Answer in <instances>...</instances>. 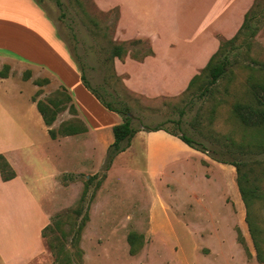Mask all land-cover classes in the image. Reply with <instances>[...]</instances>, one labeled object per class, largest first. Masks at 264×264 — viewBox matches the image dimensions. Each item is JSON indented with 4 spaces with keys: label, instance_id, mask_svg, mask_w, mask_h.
<instances>
[{
    "label": "rangeland",
    "instance_id": "rangeland-1",
    "mask_svg": "<svg viewBox=\"0 0 264 264\" xmlns=\"http://www.w3.org/2000/svg\"><path fill=\"white\" fill-rule=\"evenodd\" d=\"M40 1L87 81L115 107L130 106L135 127L164 126L185 132L208 152L165 130L142 129L129 147L113 157V127L104 125L123 115L105 108L80 82L73 87L74 103L91 132L58 136H74L80 143L75 147L79 154L60 161L61 186L49 177L54 170V164L46 160L51 150L43 159L34 160L36 173L27 175V180L50 215L43 238L51 254L22 264H56L57 256L71 264H264L257 257L236 167L209 155L245 160L254 168L253 175L264 179V152L257 148L264 143L263 126H245L236 113V105L240 111L264 105V0L252 21L259 29L257 34H246L225 46L230 55L228 74L207 95L203 91L209 80L205 66L211 57L191 72L186 84L180 68L187 66L178 63V52L169 56L176 64L167 69V81L152 82L144 70L133 69L131 83L125 81L127 73L118 74V61L143 57L151 47L150 42H132L137 37L121 39L126 33L119 31V0ZM168 22L177 32L173 19ZM141 26L128 24L127 34H137ZM234 36L217 35L219 47L222 40ZM124 41L127 54L122 59L112 57L115 44ZM164 46L157 43L162 56ZM1 71L11 85L30 93L33 100L63 98V85L45 69L18 63L14 68L4 64ZM28 71L31 77L27 79ZM38 79L48 82L38 85ZM70 105L59 111L52 128L78 121L84 124L80 112H73ZM243 139H255L252 151H234ZM38 177L40 182H36ZM256 216L264 219V204Z\"/></svg>",
    "mask_w": 264,
    "mask_h": 264
},
{
    "label": "crops",
    "instance_id": "crops-1",
    "mask_svg": "<svg viewBox=\"0 0 264 264\" xmlns=\"http://www.w3.org/2000/svg\"><path fill=\"white\" fill-rule=\"evenodd\" d=\"M254 1L119 0V31L126 33L121 39H147L154 54L141 61L130 57L125 62L118 61V74L127 73L125 81L131 83L135 80L133 69L144 70L152 82L161 78V82L167 81V69L176 64L169 56L178 52L181 59H175L187 66L184 70L180 68L185 72L181 78L186 84L191 72L204 66L217 51V35L231 37L238 32ZM44 7L40 0H0V67L10 64L14 68L20 63L45 69L69 90L75 102L73 87L82 82V70ZM169 19H173L177 32L167 26ZM134 22L141 23V31L129 35L128 24ZM158 42L165 43L164 56L160 54ZM182 56L191 58L184 61ZM173 80L181 81L180 78ZM76 107L90 134L87 119ZM117 116L104 126L120 124L123 117ZM78 139L74 136L52 138L31 94L11 85L10 78L0 76V154L6 156L16 171V177L8 181L0 173V264H22L50 256L42 235L50 223V215L33 192L27 175H35L34 160L43 159L47 150H51L46 160L54 164L51 168L55 171L51 170L49 177L56 186H61L60 161L66 155L79 154L75 148L80 144ZM39 178L36 182H40Z\"/></svg>",
    "mask_w": 264,
    "mask_h": 264
},
{
    "label": "trees",
    "instance_id": "trees-1",
    "mask_svg": "<svg viewBox=\"0 0 264 264\" xmlns=\"http://www.w3.org/2000/svg\"><path fill=\"white\" fill-rule=\"evenodd\" d=\"M260 1L262 0H256L252 7L247 11L245 14L244 21L239 28L238 32L235 34V36L231 39H226L221 41V45L210 58L207 65L205 66V70L208 72L209 80L208 84L204 87V95H207L211 92L212 87L218 83V81L225 77V75L228 74L229 66H230V59L229 54L226 49V45L232 44L233 42L236 43V41L243 37L246 34H249L250 37H254L258 32V27H255L254 24H252L254 18L257 14V9L259 7ZM58 4L61 5V2L58 1ZM132 42H147L149 44V40H145L142 38H138L135 40H132ZM127 42H121L118 44H115V46L112 49V57H119L124 58V56L127 54V48H126ZM237 46L235 47V49ZM154 51L152 47L149 48V50L142 56L134 55L135 59L141 61L146 56L153 55ZM8 68V66L6 67ZM82 70V68H81ZM0 72L1 77H5L6 75ZM198 75H195L189 85V89L193 83L194 80L197 78ZM31 72H27L25 74V78H30ZM82 81L84 85L99 99V101L109 110L118 112L123 115L124 121L120 124L113 126V133L115 136V141L111 145L110 153L113 157H115L118 153L125 150L127 147L131 145V141L134 138L135 134L140 130H146V131H158V130H165L170 134H173L175 136H178L181 138L184 142L189 144L190 146L194 147L195 149L208 152L207 148L202 145V143L198 142L193 137L189 136L185 132L181 131H175L170 130L164 126H156V127H148L146 125H143L140 127H135L133 125V117L131 115L132 109L130 106H128L126 103H124V107H115L111 102L104 99L103 94H101L97 89L91 86V84L87 81L84 72L82 71ZM44 82H48V79H38L35 81L36 84L41 85ZM63 98L62 99H52L49 98L48 101L44 100H37L34 99V101L37 103L38 110L40 111L45 123L49 126V133L52 138H57L59 135H72L77 134L81 132L87 131V126L84 122V124L80 121L79 123H69V124H62L61 127L58 129L52 128L51 126L57 119V115L59 111L65 109L67 107V103L71 102L70 109L78 113V109L76 107V104L74 103L73 96L69 92V90L63 86V92L60 93ZM123 103V102H122ZM236 113L239 115L241 122L245 126L250 125H261L263 126L260 131L264 130V105L260 104L258 107H250V108H244L240 111L238 108V105H236ZM244 142L240 143L238 148H235L234 151L238 152H245V151H252L254 146L255 139L246 140L243 139ZM234 143V141H233ZM236 144V142H235ZM202 145L203 147H201ZM229 150H232L229 146L227 147ZM259 152H264V143H261L258 147ZM255 151V150H254ZM209 154V153H208ZM214 159L221 161L223 163H229L236 167L237 170V183L239 187V191L241 193L242 199L247 207V222L249 224L250 232L253 236L256 248H257V257L261 262H264V219H259L256 216V210L260 205L264 204V187L262 186V177H255L253 175L254 168L250 166V164L241 159H231L228 160L226 158H220L215 156L214 153L209 154ZM263 163V162H262ZM0 173L1 177L4 181L11 180L16 177V171L12 167V165L7 160L6 156L1 153L0 154ZM80 211V210H78ZM50 227V224H48L43 230L42 235L45 236V230ZM135 237H131L133 240ZM135 244V240L133 243V247ZM137 250V249H136ZM132 251H135V247L132 249ZM56 264H71V263H64L62 259L58 258V256L55 259Z\"/></svg>",
    "mask_w": 264,
    "mask_h": 264
}]
</instances>
